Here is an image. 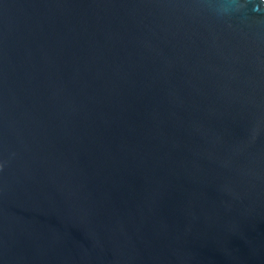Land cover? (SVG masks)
Here are the masks:
<instances>
[{
	"label": "water",
	"instance_id": "water-1",
	"mask_svg": "<svg viewBox=\"0 0 264 264\" xmlns=\"http://www.w3.org/2000/svg\"><path fill=\"white\" fill-rule=\"evenodd\" d=\"M0 264H264V3L0 0Z\"/></svg>",
	"mask_w": 264,
	"mask_h": 264
},
{
	"label": "bare ground",
	"instance_id": "bare-ground-1",
	"mask_svg": "<svg viewBox=\"0 0 264 264\" xmlns=\"http://www.w3.org/2000/svg\"><path fill=\"white\" fill-rule=\"evenodd\" d=\"M242 1H251V2L264 3V0H242Z\"/></svg>",
	"mask_w": 264,
	"mask_h": 264
}]
</instances>
